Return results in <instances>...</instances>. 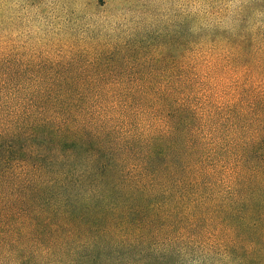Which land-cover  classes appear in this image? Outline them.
Returning <instances> with one entry per match:
<instances>
[{
  "label": "clouds",
  "instance_id": "obj_1",
  "mask_svg": "<svg viewBox=\"0 0 264 264\" xmlns=\"http://www.w3.org/2000/svg\"><path fill=\"white\" fill-rule=\"evenodd\" d=\"M0 264H264V0H0Z\"/></svg>",
  "mask_w": 264,
  "mask_h": 264
}]
</instances>
